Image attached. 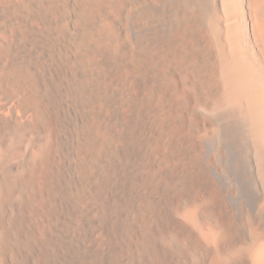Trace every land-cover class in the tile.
Here are the masks:
<instances>
[{
  "label": "bare ground",
  "instance_id": "obj_1",
  "mask_svg": "<svg viewBox=\"0 0 264 264\" xmlns=\"http://www.w3.org/2000/svg\"><path fill=\"white\" fill-rule=\"evenodd\" d=\"M0 264H264V0H0Z\"/></svg>",
  "mask_w": 264,
  "mask_h": 264
}]
</instances>
